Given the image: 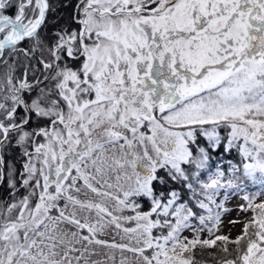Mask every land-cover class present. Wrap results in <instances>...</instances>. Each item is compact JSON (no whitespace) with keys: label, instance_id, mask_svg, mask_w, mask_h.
I'll use <instances>...</instances> for the list:
<instances>
[{"label":"snow or ice","instance_id":"6c2138e0","mask_svg":"<svg viewBox=\"0 0 264 264\" xmlns=\"http://www.w3.org/2000/svg\"><path fill=\"white\" fill-rule=\"evenodd\" d=\"M205 255L264 264V0H0V264Z\"/></svg>","mask_w":264,"mask_h":264},{"label":"rangeland","instance_id":"374dc122","mask_svg":"<svg viewBox=\"0 0 264 264\" xmlns=\"http://www.w3.org/2000/svg\"><path fill=\"white\" fill-rule=\"evenodd\" d=\"M239 202L238 198H234L228 203L227 207L233 208L234 210L222 216L223 223L221 225V231L218 234L230 235L232 238H235V236L240 234L243 222L251 216V213H242L236 210L235 205ZM230 220H239L240 223L232 225L229 223ZM202 258L208 260L209 264H212L210 256L205 255Z\"/></svg>","mask_w":264,"mask_h":264}]
</instances>
